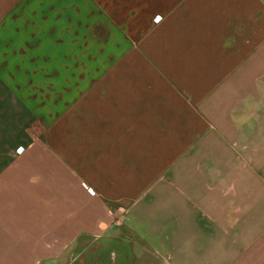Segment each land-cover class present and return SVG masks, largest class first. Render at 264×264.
Returning a JSON list of instances; mask_svg holds the SVG:
<instances>
[{
	"label": "crops",
	"instance_id": "1",
	"mask_svg": "<svg viewBox=\"0 0 264 264\" xmlns=\"http://www.w3.org/2000/svg\"><path fill=\"white\" fill-rule=\"evenodd\" d=\"M262 150L264 0H0V264H264Z\"/></svg>",
	"mask_w": 264,
	"mask_h": 264
},
{
	"label": "rangeland",
	"instance_id": "2",
	"mask_svg": "<svg viewBox=\"0 0 264 264\" xmlns=\"http://www.w3.org/2000/svg\"><path fill=\"white\" fill-rule=\"evenodd\" d=\"M248 151V150H247ZM262 153H264V150H262ZM261 173L264 175V167H262L261 169ZM78 259H79V255L77 253V249H75L74 251L71 252L70 254V260L69 262L66 263H60V264H77L78 263ZM117 260V259H116ZM117 264H125V262L123 261H118L117 260Z\"/></svg>",
	"mask_w": 264,
	"mask_h": 264
}]
</instances>
